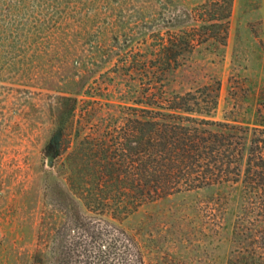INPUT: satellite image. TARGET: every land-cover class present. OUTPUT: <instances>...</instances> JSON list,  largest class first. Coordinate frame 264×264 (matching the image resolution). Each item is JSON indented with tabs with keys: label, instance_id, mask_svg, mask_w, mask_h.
I'll return each instance as SVG.
<instances>
[{
	"label": "rangeland",
	"instance_id": "obj_1",
	"mask_svg": "<svg viewBox=\"0 0 264 264\" xmlns=\"http://www.w3.org/2000/svg\"><path fill=\"white\" fill-rule=\"evenodd\" d=\"M207 1L0 0V264H31L38 226L56 215L64 172L47 166L46 147L62 97L88 109L81 127L116 117L138 87L125 61L196 26ZM180 61L168 93L219 82L213 120L264 121V0H233L226 44L208 41ZM249 210L241 185L225 184L144 204L120 227L143 264H264V235L239 230Z\"/></svg>",
	"mask_w": 264,
	"mask_h": 264
},
{
	"label": "trees",
	"instance_id": "obj_2",
	"mask_svg": "<svg viewBox=\"0 0 264 264\" xmlns=\"http://www.w3.org/2000/svg\"><path fill=\"white\" fill-rule=\"evenodd\" d=\"M232 5L201 4L196 26L158 35L149 57L125 61L138 87L106 123H89L78 98L62 97L46 148L64 173L31 264H143L121 221L144 204L225 184L241 185L250 207L242 234L264 235V121L213 120L219 82L165 90L185 54L208 41L226 44Z\"/></svg>",
	"mask_w": 264,
	"mask_h": 264
},
{
	"label": "water",
	"instance_id": "obj_3",
	"mask_svg": "<svg viewBox=\"0 0 264 264\" xmlns=\"http://www.w3.org/2000/svg\"><path fill=\"white\" fill-rule=\"evenodd\" d=\"M53 155L52 154H49L48 158H47V166L48 167H52L53 166Z\"/></svg>",
	"mask_w": 264,
	"mask_h": 264
}]
</instances>
